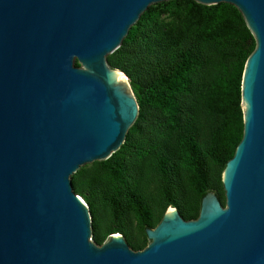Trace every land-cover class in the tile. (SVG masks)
I'll return each mask as SVG.
<instances>
[{"label": "water", "instance_id": "95a60500", "mask_svg": "<svg viewBox=\"0 0 264 264\" xmlns=\"http://www.w3.org/2000/svg\"><path fill=\"white\" fill-rule=\"evenodd\" d=\"M162 1L0 0V264H264V0H195L232 4L255 40L225 204L206 190L188 220L168 205L141 250L120 233L91 238L71 175L118 150L138 115L129 78L106 56Z\"/></svg>", "mask_w": 264, "mask_h": 264}, {"label": "trees", "instance_id": "16d2710c", "mask_svg": "<svg viewBox=\"0 0 264 264\" xmlns=\"http://www.w3.org/2000/svg\"><path fill=\"white\" fill-rule=\"evenodd\" d=\"M254 47L232 4L168 0L149 5L106 56L129 78L138 115L118 150L71 175L96 244L120 233L141 250L168 205L188 220L206 190L225 204L221 175L242 137L241 75Z\"/></svg>", "mask_w": 264, "mask_h": 264}]
</instances>
